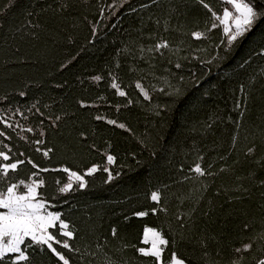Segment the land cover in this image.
I'll use <instances>...</instances> for the list:
<instances>
[{"label": "trees", "instance_id": "16d2710c", "mask_svg": "<svg viewBox=\"0 0 264 264\" xmlns=\"http://www.w3.org/2000/svg\"><path fill=\"white\" fill-rule=\"evenodd\" d=\"M117 2L120 0H0V115L10 117L9 123L19 121L32 127L34 132L21 135L29 140L43 139L44 144L20 139V129L6 128L3 123L0 130L11 139H0L41 168L56 169L40 173L45 179L40 191L53 206L50 210L61 212L76 230L71 243L81 253H68L71 264H103V253L96 257L85 254L95 252L98 243L105 244V251L120 264H150L152 258L136 251L147 248L142 242L145 227L161 230L169 239L165 260L174 250L191 264H202L194 237L204 232L216 238L209 240L210 250L223 248L227 257L231 247L247 238L242 224L261 214L259 204L264 201L260 193L264 189L256 181L264 179V170H257L255 181H243L251 188L250 198L243 194L242 199H231L241 195L233 190L237 184L233 174L197 179L190 169L200 162L198 156H203L202 166L213 164V171L225 163L219 156L228 154L236 132L229 117L237 119L234 103L243 99L241 86L248 95V112L239 131L236 154L227 164L237 157L243 159L248 143L244 137L261 126L264 22H258L234 45L226 59L205 64L201 60H210L217 53L224 55L222 47H215L222 29L213 30L208 39L195 40L188 35L209 23L210 13L198 0H127L110 16V5ZM209 2L221 11L219 0ZM62 3L70 7L57 11ZM170 8L176 10L170 20L172 30H157L154 21L160 18L163 22ZM150 36L167 39L174 50L163 56L146 51L141 59L139 48L155 43ZM177 62L182 67L176 68ZM110 71L119 77L126 97L110 87ZM97 75L103 79L94 81L92 77ZM137 81L150 92L151 99H145L135 87ZM160 88L170 94L161 93ZM80 101L87 106L81 107ZM56 115L63 118L53 126L50 118ZM97 115L105 119L97 120ZM110 119L131 131L108 124ZM41 128L43 137L39 135ZM36 147L53 151L44 157ZM108 154L116 157L112 165H107ZM93 165L99 169L85 177L87 187L57 193L56 181L61 185L68 182L63 167L83 174ZM105 166L114 177L110 182L108 173L101 170ZM250 168L255 165L245 164L242 169L237 165L238 174L243 176ZM33 171L37 170L25 163L16 179L27 181ZM203 185H207L206 190H202ZM157 190L161 193L159 204L151 200V193ZM161 207L167 211H151ZM141 211L148 215H135ZM181 215L186 228L177 220ZM113 228L116 237L112 236ZM34 264H56V258L37 250Z\"/></svg>", "mask_w": 264, "mask_h": 264}, {"label": "snow or ice", "instance_id": "6c2138e0", "mask_svg": "<svg viewBox=\"0 0 264 264\" xmlns=\"http://www.w3.org/2000/svg\"><path fill=\"white\" fill-rule=\"evenodd\" d=\"M11 2L13 0H10ZM152 2L157 3V0H152ZM123 3H127V0H120V2L110 5L111 10L109 11V15L115 14L114 10L122 7ZM198 3L210 13L209 23L205 25L203 30H194L188 33V35L195 40L208 39L213 30L220 28L222 29V38L220 43L215 45V47H222L224 51V55L217 53L210 60H201V63L212 64L213 61L218 63L226 59L227 54L233 50L234 45L241 41L247 33L252 31L258 22H264V0H219V3L222 5L220 12H217L213 8L209 0H198ZM157 6L159 7V4ZM69 7L68 3H62L57 11H64ZM144 7H148V5ZM175 11L174 8H170L167 10L163 22H161L160 18L154 21L157 30L161 27H163L165 32L172 30L170 20ZM103 12L104 9H101L102 18ZM149 19L151 20L152 18L149 17ZM175 30L179 31L180 26H177ZM93 31L95 32V27ZM149 38L154 39L155 43L148 48L144 46L139 48L141 59L144 58L143 54L146 51L163 56L166 51L174 50L172 44L163 37L150 36ZM125 50L130 51V49ZM116 67L119 68L118 61ZM175 67L180 68L182 65L177 62ZM109 76L111 77L110 87L115 90L117 95L126 97L127 92L121 88V84L118 82L119 77L112 71L109 72ZM92 79L98 82L103 77L97 75L92 77ZM135 87L140 90L145 99H151L150 92L145 89L140 81L136 82ZM158 91L166 95L170 94L166 92L165 88H160ZM240 92L243 95V99H237L234 103L237 119L233 120L229 117V120L235 125L236 132L231 137L228 154L219 156V160L225 163L220 166L218 171H213V164L209 163L206 167L202 166L203 156H198L197 159L200 162L195 163L190 169L197 179L215 177L224 173L233 174L237 181L236 187L233 190L241 195L231 199H242L243 194H249L250 198L251 188L245 187L243 181H255L257 170H264V120H262L261 126L258 129L250 130L249 134L244 137V140L248 141V143L242 153L243 159L241 160L237 157L233 160L232 164H227V160L236 154L237 145L240 140L239 131L248 112V95L245 93L244 86H241ZM176 94H179V89L176 90ZM20 95L23 96L25 93L21 92ZM79 103L81 107L87 106L83 101ZM131 103L132 101L128 100V104ZM32 108L40 112L36 104H33ZM160 110L158 106L157 115L160 114ZM17 111L19 112V109ZM19 114L22 118L27 119L23 112ZM40 115L43 117L44 113L40 112ZM62 118L61 115L50 118L52 125L55 126ZM9 119L10 117L0 115V123H3L6 128L11 129L15 126V128L20 129V132L17 133L20 139L36 145L44 144L43 139L29 140L27 136L21 135L23 132H34L32 127H25L19 121H15L14 124L9 123ZM95 119L101 120L105 119V117L97 115ZM107 123L116 125L121 129H126L125 124H118L114 119L107 120ZM41 125H43V120H41ZM208 127H211V125H208ZM126 130L131 131L130 129ZM44 134L41 128L39 132L40 137H43ZM0 138L11 139L3 130H0ZM35 151H42L43 156L48 157L53 149L46 148L42 150L40 147H36ZM258 152L259 155L257 154ZM115 160V156L111 154L107 155V165L114 164ZM25 163L31 165L37 171L31 172L27 181L25 179L17 180L16 173ZM245 164L255 165V168H250L246 174L241 176L238 174L237 165L242 169ZM98 169L99 166L93 165L83 174H79L76 171H71L68 167H63L61 170L68 174V182L61 185V181L57 180V193L67 194L87 187L88 181L85 177L92 176ZM101 170L108 173V182L114 179L112 172L107 166ZM49 171H56V169L41 168L30 157L25 156V153H14L9 145L4 143L3 139H0V264H34V254L37 250L40 253L50 254L52 257H55L56 264H71V257L68 253H81V249L71 243L76 238L75 228L62 218L63 214L61 212L50 210L53 206L48 203L40 191V189L45 187V179L40 176V173ZM185 179H188V177H185ZM256 183L258 187L264 189V179H260ZM206 189L207 185H203L202 190ZM260 199L264 201V191L260 193ZM151 200L159 204L161 200L159 190L151 193ZM259 208L261 209L260 216L258 218L255 215L250 216L241 226V231L248 234L247 238L238 246L231 247L229 250L230 254L227 257L224 255L223 248H217L215 251L210 250L209 240H215L214 236L210 237L204 232L198 237H194L201 250L202 264H264V202L259 204ZM151 211L156 213L157 211H167V209L161 207L159 209L153 208ZM194 211L195 208L189 212L187 219H191ZM135 215L143 217L148 215V212L141 211ZM245 216H248V213H245ZM177 220L180 221L181 228L188 227L184 222L185 217L183 215L178 216ZM116 235L117 231L113 228L112 236L116 237ZM143 243L150 244V247H138L136 251L140 256L152 258L150 264H191L190 260L178 256L174 250L171 251L167 260L164 259V253L170 241L165 238L161 230L145 227ZM171 243L174 248L175 239ZM105 246V244L98 243L95 252H86L85 254L96 257L98 254L103 253L105 257L103 264H120L119 261L112 260L108 252L105 251ZM123 247L126 249L128 246L124 245Z\"/></svg>", "mask_w": 264, "mask_h": 264}, {"label": "rangeland", "instance_id": "374dc122", "mask_svg": "<svg viewBox=\"0 0 264 264\" xmlns=\"http://www.w3.org/2000/svg\"><path fill=\"white\" fill-rule=\"evenodd\" d=\"M143 239H144V234L142 236V242H143ZM145 244V243H144ZM147 247H150V244H145Z\"/></svg>", "mask_w": 264, "mask_h": 264}, {"label": "crops", "instance_id": "0c3cea01", "mask_svg": "<svg viewBox=\"0 0 264 264\" xmlns=\"http://www.w3.org/2000/svg\"><path fill=\"white\" fill-rule=\"evenodd\" d=\"M143 233H144V231H143Z\"/></svg>", "mask_w": 264, "mask_h": 264}]
</instances>
